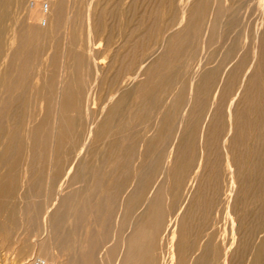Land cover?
<instances>
[{"label": "rangeland", "instance_id": "374dc122", "mask_svg": "<svg viewBox=\"0 0 264 264\" xmlns=\"http://www.w3.org/2000/svg\"><path fill=\"white\" fill-rule=\"evenodd\" d=\"M32 1L0 0V264H264V0Z\"/></svg>", "mask_w": 264, "mask_h": 264}, {"label": "bare ground", "instance_id": "6f19581e", "mask_svg": "<svg viewBox=\"0 0 264 264\" xmlns=\"http://www.w3.org/2000/svg\"><path fill=\"white\" fill-rule=\"evenodd\" d=\"M23 1V0H22ZM42 1H44V0H33L32 1V3H30V4H28V3H26V4H28V6H26V13H25V21H26V23L29 25V26H31V27H33V28H39V31H40V27L42 26V24H43V21L45 20V22H46V25L48 24V21L50 20V18H51V15H52V10L54 9V6H53V8L51 9V6H52V3H53V0H52V3H44V2H42ZM48 2V1H47ZM66 2H67V0H66ZM71 2H73V1H71ZM87 2V1H86ZM17 3V2H16ZM60 3H61V1H60ZM62 3H64L63 1H62ZM65 4V3H64ZM68 4H69V2H68ZM82 4V3H81ZM1 5V4H0ZM47 5V9H46V6ZM60 5V4H59ZM70 5V4H69ZM88 5H89V3H88ZM21 6H23V5H21ZM66 6V5H65ZM5 7V6H4ZM17 7V6H16ZM25 7V6H24ZM89 7V6H88ZM3 8V7H2ZM1 8V9H2ZM5 8H7V7H5ZM75 8V7H74ZM9 9H11V7H9ZM20 9V8H19ZM18 9V10H19ZM62 9V8H61ZM79 9H80V7H79ZM17 10V9H16ZM24 10V9H23ZM70 10V9H69ZM74 10V9H73ZM2 11V10H1ZM3 11H4V9H3ZM68 12V11H67ZM66 13V12H65ZM72 14L74 13L73 11L71 12ZM69 14V13H68ZM241 14V13H240ZM19 15V14H18ZM70 15V14H69ZM77 15V14H76ZM66 16H67V14H66ZM86 16V15H85ZM68 18H69V16H67ZM63 18V17H62ZM65 18V17H64ZM68 18H66V19H68ZM8 19V18H7ZM19 19V18H18ZM90 19V18H89ZM1 20V19H0ZM17 20V19H16ZM57 20H58V18H57ZM60 20V19H59ZM16 22V21H15ZM90 22V21H89ZM18 22H16V25L18 26V24H20V20H19V23L17 24ZM61 23V22H60ZM263 23V22H262ZM5 25V24H4ZM56 25V28H57V24H55ZM263 25V24H262ZM15 26V25H14ZM60 26V25H59ZM31 27H30V29H31ZM49 27V26H48ZM53 27H55V26H53ZM23 28V27H22ZM65 28H68V27H65ZM73 28V27H72ZM55 29V28H54ZM59 29V28H58ZM57 29V30H58ZM25 30V29H24ZM29 30V29H28ZM36 30V29H35ZM48 30V29H47ZM52 31V30H51ZM59 31H65V29L63 30V28H62V30H61V28H60V30ZM67 31V30H66ZM14 32H15V30H14ZM13 32V33H14ZM17 32V31H16ZM15 32V33H16ZM45 32V31H44ZM70 32V31H69ZM14 33V34H15ZM39 33V32H38ZM58 33V32H57ZM60 33V32H59ZM58 33V34H59ZM67 33V32H66ZM31 34V33H30ZM76 34V33H75ZM2 35V34H1ZM5 35V34H4ZM3 35V36H4ZM11 35H13V34H11ZM20 35V34H19ZM33 35V34H32ZM47 35V34H46ZM59 35H61V33L59 34ZM68 35H69V33H68ZM89 35H90V33H89ZM15 36V35H14ZM65 36V35H64ZM5 37V36H4ZM16 37H17V35H16ZM24 37V36H23ZM68 37V36H67ZM22 38V37H21ZM29 38H30V36H29ZM58 38V37H57ZM6 39V38H5ZM34 38H32L31 40H33ZM36 39V38H35ZM35 39H34V41H35ZM39 39H40V37H39ZM43 39V38H42ZM75 39H77V38H75ZM15 40H16V38H15ZM28 40V39H27ZM26 40V41H27ZM208 40V39H207ZM7 41H9V40H7ZM11 41V40H10ZM54 41H55V39H54ZM78 41H80L81 42V39L80 40H78ZM15 42V41H14ZM28 42V41H27ZM36 42H37V40H36ZM80 42H78V44L80 43ZM2 43H8V42H2ZM45 43V42H44ZM52 43V42H51ZM56 43V42H55ZM59 43V42H58ZM91 43H93V42H91ZM14 44V43H13ZM26 44V43H25ZM28 44H29V42H28ZM28 44L26 45V46H28ZM32 44V43H31ZM33 44H34V42H33ZM38 44H40V42L38 43ZM101 44V43H100ZM3 45V44H2ZM35 45V44H34ZM52 45H53V43H52ZM14 47L16 46V44L15 45H13ZM37 46V45H36ZM55 46V45H54ZM93 46V45H92ZM40 47H41V45H40ZM76 47H78V45H76ZM26 48V47H25ZM24 48V49H25ZM36 48V47H35ZM64 48H65V46H64ZM67 48V47H66ZM93 48H94V46H93ZM39 49H41V48H39ZM75 49H77V48H75ZM87 49H88V47H87ZM97 49V48H96ZM8 50V49H7ZM16 50V49H15ZM98 50V49H97ZM14 50H13V47H12V52H13ZM32 51V50H31ZM52 51H53V49H52ZM63 51H65V50H63ZM62 51V52H63ZM10 52V51H9ZM25 52V51H24ZM28 52V51H27ZM50 52V51H49ZM7 53V52H6ZM20 54H22L21 52H19ZM17 54V55H20V54ZM34 53V52H33ZM36 53H37V51H36ZM38 53H39V51H38ZM44 53V52H43ZM103 53H105V52H103ZM12 54V53H11ZM25 54V53H24ZM31 54H32V52H31ZM48 54V53H47ZM91 54V53H90ZM8 55V57H9V54H7ZM76 55V54H75ZM92 55L93 54H91V56L90 57H92ZM21 56H23L24 57V55H21ZM29 56V55H28ZM34 56V55H33ZM37 56H38V54H37ZM94 56V55H93ZM14 57V56H13ZM19 57V56H18ZM17 57V58H18ZM20 59H21V57H19ZM33 58H36V57H33ZM55 58V57H54ZM20 59H18V60H20ZM25 59V58H24ZM28 59V58H27ZM42 59V58H41ZM5 60V59H4ZM4 60H3V62H4ZM8 60L9 59H7V62H8ZM17 60V59H16ZM33 60H35V59H33ZM62 60H63V56H62ZM61 60V61H62ZM26 61V60H25ZM25 61H23L22 63H24ZM104 61V60H103ZM35 62V61H34ZM38 62H40V61H38ZM37 62V63H38ZM60 63V62H59ZM72 63H75V62H72ZM96 63V62H95ZM9 64V63H8ZM17 64H18V61H17ZM88 64V63H87ZM7 65V64H6ZM20 65V64H19ZM18 65V66H19ZM26 65V64H25ZM37 65V64H36ZM70 65V64H69ZM40 66V65H39ZM61 66H63L62 65V62H61ZM88 66H89V64H88ZM38 67V66H37ZM144 67V66H143ZM14 68V67H13ZM24 68V67H23ZM76 68V67H75ZM32 69H33V67H32ZM32 69H31V71H32ZM85 69V68H84ZM89 69H90V66H89ZM100 69V68H99ZM24 70V69H23ZM29 70V69H28ZM36 70V69H35ZM47 70H48V68H47ZM62 70V69H61ZM96 70V69H95ZM98 70V69H97ZM6 71H8V70H6ZM78 71V70H77ZM89 71H91V70H89ZM25 72V71H24ZM30 72V71H29ZM43 72V71H42ZM23 73V72H22ZM76 73V72H75ZM88 74L90 75V73L88 72ZM92 74V73H91ZM16 75V74H15ZM25 75V74H24ZM85 75V74H84ZM18 76V75H17ZM28 76H29V74H28ZM33 76V75H32ZM37 76V75H36ZM62 76V75H61ZM86 76V75H85ZM94 76V75H93ZM99 76V75H98ZM6 77H7V75H6ZM9 77H11V76H9ZM24 77V76H23ZM23 77H22V79H23ZM26 77V76H25ZM64 77V76H63ZM101 77V76H100ZM34 78V77H33ZM58 78V77H57ZM60 78V77H59ZM74 78H76V77H74ZM97 78V77H96ZM13 79V78H12ZM102 79V78H101ZM9 80V79H8ZM16 80V79H15ZM99 80V79H98ZM196 80V79H195ZM24 81V80H23ZM8 82H10V81H8ZM13 82V81H12ZM29 82H31V81H29ZM86 82V81H85ZM11 83V82H10ZM21 83H23V82H21ZM24 83H26V82H24ZM86 83H88V82H86ZM85 83V84H86ZM17 84H18V82H17ZM17 84H16V86H17ZM30 84V83H29ZM4 85H5V83H4ZM22 85V84H21ZM20 85V86H21ZM8 86V85H7ZM11 86V85H10ZM19 86V85H18ZM88 86V85H87ZM14 86H12V88H13ZM22 87V86H21ZM21 87H19V88H21ZM90 87V86H89ZM17 88V87H16ZM19 88H17L18 89V91L17 92H19L20 90H19ZM23 88H24V86H23ZM8 89V88H7ZM30 89H31V87H30ZM55 89V88H54ZM4 90V89H3ZM12 90V89H11ZM23 90V89H22ZM60 90V89H59ZM13 91V90H12ZM41 91V90H40ZM39 91V92H40ZM57 92H61V91H58L57 90ZM71 92V91H70ZM86 92V91H85ZM90 92H91V90H90ZM10 93V92H9ZM53 93V92H52ZM92 93V92H91ZM32 94V93H31ZM55 94H57V93H55ZM81 94V93H80ZM90 94V93H89ZM5 95V94H4ZM26 96V95H25ZM36 96V95H35ZM81 96V95H80ZM15 97V96H14ZM89 98V97H88ZM65 100V99H64ZM105 107V106H104ZM27 111V110H26ZM90 136V135H89ZM89 142V141H88ZM86 145V144H85ZM88 145V144H87ZM261 155V154H260ZM239 163V162H238ZM83 181V180H82ZM157 185V184H156ZM88 190V189H87ZM57 199V198H56ZM23 206L21 205V208H22ZM20 208V209H21ZM20 213V212H19ZM263 214V213H262ZM23 215V214H22ZM18 217H21V216H19L18 215ZM23 217V216H22ZM21 217V218H22ZM23 220V219H22ZM8 221V220H7ZM151 222V221H150ZM22 224H23V221H22ZM50 224H52V223H50ZM153 224V223H152ZM24 225V224H23ZM13 226V225H12ZM147 226V225H146ZM153 226H155V225H153ZM152 226V227H153ZM157 226V225H156ZM156 226L155 227H153V228H155V230H156ZM171 226V225H170ZM24 227V226H23ZM145 227V226H144ZM148 227V226H147ZM149 227H151V226H149ZM25 228H26V225H25ZM50 228H52L51 227V225H50V227H49V229ZM19 229V228H18ZM48 229V230H49ZM53 229H55V228H53ZM139 229H140V227H139ZM148 229V228H147ZM147 229H145V230H147ZM145 230H140L139 231V234H138V242L141 244V247L142 246H144V245H142V242L141 241H143V238H144V236H145V234H147L146 232H145ZM154 230V229H153ZM155 230H154V232H155ZM14 231V230H13ZM23 231V230H22ZM22 231H20V232H22ZM51 231V230H50ZM151 231V230H150ZM38 232V231H37ZM17 233H19V232H17ZM41 233H43V232H41ZM50 233H52V232H50ZM153 233V232H152ZM152 233H150V234H152ZM10 234V233H9ZM8 234V235H9ZM19 234H21V233H19ZM35 234H37V233H35ZM39 234V233H38ZM38 234H37V237H38ZM149 234V235H150ZM26 235V237H27V234H25ZM44 235V234H43ZM55 235V234H54ZM21 236H24V234L22 235L21 234ZM46 236V235H45ZM51 236H52V234H51ZM147 236V235H146ZM43 237V236H42ZM132 237V236H131ZM16 238H20V237H16ZM16 238H15V241H16ZM45 238V237H44ZM46 238H47V236H46ZM135 238V237H134ZM147 238H148V236H147ZM150 238V237H149ZM21 239H22V237H21ZM36 239V238H35ZM41 239V238H40ZM53 239H54V237H53ZM7 240H10V239H8L7 238ZM39 240V238L38 239H36V241L37 242H39V243H36L35 245H32V246H34L33 248L32 247H29V248H31L32 250L30 251V252H28L27 254H23V255H20V258H19V262H18V264H34L35 263V261L37 260V259H39V257H33V255H35L36 253H38V255H41V256H43L44 258H45V261L46 262H50V260H51V258H53V257H51V252H49V248L48 247H46L42 242H40V241H38ZM43 240V239H42ZM41 240V241H42ZM46 240V239H45ZM135 240V239H134ZM148 240V239H147ZM147 240H145V241H147ZM5 241H6V239H5ZM11 242H13L12 240H10ZM18 241V240H17ZM26 241V240H25ZM78 241V240H77ZM127 241V240H126ZM144 241V242H145ZM9 242V241H8ZM22 242H23V240H22ZM22 242H20V243H22ZM54 242V241H53ZM73 242V241H72ZM79 242V241H78ZM122 242H124V241H122ZM157 242V241H156ZM14 243V242H13ZM16 243H18V242H16ZM26 244H29V243H27V241L25 242ZM34 243V242H33ZM32 243V244H33ZM47 243V242H46ZM138 243V244H139ZM78 244V243H77ZM122 244V243H121ZM130 244V243H129ZM14 245V244H13ZM52 245H53V243H52ZM81 245V244H80ZM126 245H127V243H126ZM6 246H8V245H6ZM19 246V245H18ZM21 246V245H20ZM19 246V247H20ZM23 246H24V242H23ZM28 246V245H27ZM71 246V245H70ZM74 246V245H73ZM92 246V245H91ZM122 246V245H121ZM115 247V246H114ZM125 247V246H124ZM3 248V247H2ZM4 248H6V247H4ZM9 248V247H8ZM18 248V247H17ZM26 248V247H25ZM117 249H118V247H116ZM129 248H131V247H129ZM134 248V247H133ZM9 249H11V248H9ZM53 249V248H52ZM75 249V248H74ZM113 249V248H112ZM125 249V248H124ZM20 250H21V248H20ZM28 250V249H27ZM76 250V249H75ZM80 250V249H79ZM130 250V249H129ZM136 250H138V249H136ZM145 250V249H144ZM143 250V251H144ZM151 250V249H150ZM263 250H264V248H263ZM23 251V250H22ZM69 251V250H68ZM104 251V250H103ZM132 250H130V252H131ZM25 252V251H24ZM90 251H88V253H89ZM115 252H117V251H115ZM118 252H120V251H118ZM126 252V251H125ZM130 252H128V253H130ZM140 252V251H139ZM67 253V252H66ZM132 253H134V254H136V252L134 251V252H132ZM131 253V254H132ZM154 253V252H153ZM65 254V253H64ZM68 254V253H67ZM66 254V255H67ZM71 254V253H70ZM69 254V255H70ZM74 254V253H73ZM94 254V253H93ZM121 254V253H120ZM144 254H147V253H144ZM144 254H142L143 256L142 257H144ZM150 254V253H149ZM88 255V254H87ZM96 255V254H95ZM122 255V254H121ZM120 255V256H121ZM130 255V254H129ZM19 256V255H18ZM17 256V257H18ZM92 256V255H91ZM124 256V255H123ZM150 256V255H149ZM33 257V258H32ZM65 257V256H64ZM70 257V256H69ZM71 257H73V256H71ZM70 257V258H71ZM75 257V256H74ZM73 257V258H74ZM96 257V256H95ZM80 258H81V256H80ZM101 258V257H100ZM132 258V257H131ZM137 258V257H136ZM144 258H146V257H144ZM58 259V258H57ZM91 259V258H90ZM112 259V258H111ZM123 259V258H122ZM141 259V261H144V260H142V258H140ZM139 259V260H140ZM77 260H78V263H79V259L77 258ZM96 260H99V259H96ZM113 260V259H112ZM111 260V262H113ZM121 260V259H120ZM124 260V259H123ZM126 260H127V258H126ZM137 260V259H136ZM93 261H95V260H93ZM119 261V260H118ZM147 261H148V259H147ZM96 262V261H95ZM94 262V263H95ZM98 262H101L100 260L98 261ZM109 262V261H108ZM117 262V261H116ZM106 263V262H105ZM114 263V262H113ZM113 263H111V264H113ZM135 263V262H134ZM139 263L140 264H143V263H141L140 261H139ZM148 263V262H147ZM146 263V264H147ZM81 264V263H80ZM91 264H93V262L91 263ZM97 264H99V263H97ZM115 264V263H114ZM149 264V263H148Z\"/></svg>", "mask_w": 264, "mask_h": 264}, {"label": "built area", "instance_id": "2783aa9c", "mask_svg": "<svg viewBox=\"0 0 264 264\" xmlns=\"http://www.w3.org/2000/svg\"><path fill=\"white\" fill-rule=\"evenodd\" d=\"M34 264H46V261L43 259H37Z\"/></svg>", "mask_w": 264, "mask_h": 264}]
</instances>
